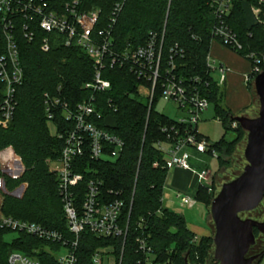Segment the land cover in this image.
Wrapping results in <instances>:
<instances>
[{"label":"trees","instance_id":"trees-1","mask_svg":"<svg viewBox=\"0 0 264 264\" xmlns=\"http://www.w3.org/2000/svg\"><path fill=\"white\" fill-rule=\"evenodd\" d=\"M61 8L72 0H53ZM214 0H127L113 32L117 50L144 45L151 33L164 39L163 56L165 67L171 49L183 53L175 56L179 75L207 78L210 87L205 94L215 104L217 118L225 125L226 133L214 144L218 150L220 167L226 163V155L235 141L227 142L230 131L240 136L241 126L233 128L235 114L222 102L224 92L214 80L207 67V57L213 40L212 29L216 22L213 13ZM115 0H82V9L101 10L102 28L110 18ZM264 10V7H263ZM228 24L239 34L245 49L240 52H256L264 57V26L254 23L248 16L245 4L236 1ZM41 33L33 42L23 37L19 44L21 62L25 71L24 84L18 91V107L9 127L0 126V193L3 190L1 213L15 218L42 224L58 230L68 237L70 233L59 193L58 176L49 168L48 161L57 159L64 146V139L53 135L45 111V93L59 95L73 105L89 96L84 84L94 76V63L81 47L53 44L46 52L42 49ZM249 58V57H247ZM253 65L255 60L249 58ZM261 67L264 70V60ZM252 74V73H251ZM106 77L112 81L107 93H99L103 106L99 108L110 115L109 129L123 138L125 150L115 159L91 161L103 181V191L111 198L121 195L128 202L123 210V224L129 226L124 238L98 237L90 230L81 235L78 264H96L93 256L97 248L114 246L117 264H138L144 258L139 250L138 237L145 236L157 253L159 264H204L212 247V238L197 237L189 228L185 216L172 211L163 204V196L169 170L163 155L157 147L159 140L166 139L162 127L172 125L175 119L157 109L161 89L152 104L138 92L140 81L126 68H108ZM252 87V81L249 82ZM62 86L63 91H58ZM59 130H63L64 118L57 119ZM223 143L228 144L223 147ZM6 151L7 165L25 169L21 177H10L3 170L1 152ZM159 166H154L155 162ZM165 165V167H164ZM212 190L198 185L194 193L197 201L208 208L215 195L216 180ZM5 183V184H4ZM23 189V190H22ZM19 190L20 194H19ZM133 202L132 206L131 203ZM1 214V215H2ZM143 222L141 228L139 223ZM8 232L0 222V264H9L12 251L34 256L43 264H58L56 257L48 250L60 248L59 244L47 242L24 232L8 241ZM258 230L255 229V233ZM261 260V259H260ZM259 260V261H260ZM258 261V262H259Z\"/></svg>","mask_w":264,"mask_h":264},{"label":"built area","instance_id":"built-area-1","mask_svg":"<svg viewBox=\"0 0 264 264\" xmlns=\"http://www.w3.org/2000/svg\"><path fill=\"white\" fill-rule=\"evenodd\" d=\"M127 0H115L112 14L105 25L96 30L101 23V10L82 9V0L66 2L61 8L53 0H0V125L7 126L15 116L19 101L18 91L24 84L25 71L21 62L19 40L23 37L33 42L42 36V49L48 52L53 44L78 46L84 49L94 63V76L84 84L89 96L73 105L59 95L45 93V111L53 135L64 139L60 156L53 162L58 166L54 172L58 176L59 193L68 229L73 237L46 227L42 224L2 214L1 226L17 232H24L47 242L59 244L54 250L48 246L58 264H78L81 235L90 230L98 237L124 238L129 226L123 224V210L128 202L121 195L110 197L103 191V181L98 172L89 163L93 161L115 159L125 150V142L113 133L109 126L110 115L103 113L99 93H107L112 88V81L106 77L108 68H126L140 81L138 92L147 97L150 103L161 89L160 99L177 103L183 117L172 125H164L162 132L166 139L159 140L157 147L163 155L164 164L169 172L174 168L189 170L199 178V185L212 190L214 172L208 163L197 170L191 160L206 155L218 158L219 152L213 142L198 130L202 115L212 104L205 94L210 87L207 78L196 75H179L175 56L183 53L177 48L171 49V55L165 67L163 56L164 39L151 33L144 45L117 50L113 32ZM236 1H242L248 16L254 23L264 26V0H214L213 13L216 22L212 29L213 39L240 53L245 46L239 34L228 24ZM180 52V53H179ZM255 60L252 74L246 76L247 82L254 80L264 72L261 67L263 55L247 53ZM207 67L210 74H219V84L227 79L229 68L214 60L209 54ZM213 76V75H212ZM214 78V77H213ZM62 93L63 88L59 86ZM64 118L63 130H59L58 115ZM193 150V153L189 151ZM154 166H159L156 161ZM165 167V165H164ZM167 185V181H166ZM166 187V186H165ZM183 204L190 207L197 203L189 191H176ZM164 204V196L162 198ZM133 202L131 203L132 206ZM143 222L139 225L142 228ZM197 235V239H198ZM139 250L144 258L138 264H159L157 253L147 237H138ZM65 248L66 253L61 254ZM93 261L96 264H117L114 246L96 249ZM9 264H43L38 258L20 251H12ZM122 264V260L120 262Z\"/></svg>","mask_w":264,"mask_h":264},{"label":"rangeland","instance_id":"rangeland-1","mask_svg":"<svg viewBox=\"0 0 264 264\" xmlns=\"http://www.w3.org/2000/svg\"><path fill=\"white\" fill-rule=\"evenodd\" d=\"M211 50L212 52H216V53L217 51L221 52V54L222 52L226 51L227 52L226 56H232L233 54L239 55L240 60L238 61L236 65V74L238 75V78H239L238 84L241 83V85H238L239 88H236V86L234 87L232 86L228 88V98L229 100H235L238 97V95H241V93L245 94L246 91L248 95L251 97L253 93V99H254L253 106L250 108L249 111L244 112L242 115H246L248 117H257L260 112V100L255 91L254 80H252V84H253L252 87L246 85L244 81V75L251 74L253 71L252 61L249 58L241 55L240 53L232 50L231 48L223 45L216 38L212 40ZM212 75L214 77V80L219 84V74L217 72H213ZM240 80H242V82H240ZM219 86L224 88L221 84H219ZM222 102L225 103L224 100ZM157 109L160 112L166 114L167 116L173 119L179 120L184 116L183 113H181L180 110L178 109L177 103L171 100L161 98L157 103ZM11 123L8 124L7 126H1V125L0 126L7 128L11 125ZM232 126L233 128H235L236 126L237 127L240 126V124L237 122H234ZM198 130L203 136L207 137L209 141L213 143L218 142L225 135L226 133L225 125L221 120L217 118L214 103H212L209 109L205 111L204 114L202 115V118L198 123ZM232 141H235V142L232 145V149L229 152V155L228 156L226 155L227 162L222 164L221 167H220L218 158H213V157L206 156V155L198 156V160L196 159L191 160V164L197 170L202 169V167L204 166V163H208L209 167L213 170L214 173H216L215 174L216 189L214 192L215 197L218 195L222 186L225 183L232 181L244 171V168L248 163L245 157V148L248 142V132L244 130V133L240 136L237 132L230 131L227 134V142H232ZM227 145L228 144L223 143V147H226ZM189 151L193 153L192 149H190ZM5 156L8 158L9 155L7 154L6 151H2L1 161L3 162L2 164H3L4 172L10 177H21L24 174L25 169L15 167L16 164L7 165V162L5 161V158H4ZM48 163H49L50 170L54 172L53 168H56L58 165L54 163L53 160L51 161L49 160ZM180 176L182 177L184 181L191 182V185H190L191 190L196 189L197 186L199 185L198 176H194L192 178L191 173L187 170L181 171ZM0 185H3V183H0ZM179 188H181V186ZM22 190H19V194H20V191ZM173 190L174 189L171 186L166 185L165 191H164V205L168 207L169 209H171L172 211H175L185 216L188 224L197 230H200V229L208 230L209 224H210L211 226L210 234L202 235V236H208L212 238V247L210 248L209 254L206 256L204 264H220L219 261L215 259V256H214L215 246H214L213 237L215 234V223L211 215V204L208 208V206L204 202L197 201V203L194 206L190 207L187 204H183L181 199L177 197L176 192H175L176 190L174 191ZM3 193L4 192L2 190V193H0V210H1L2 203H3V199H4ZM189 195L194 196V193L189 191ZM1 214L2 213L0 211V216ZM241 216L243 218L251 217L259 221H264V200L259 205L258 208L252 211L243 212L241 213ZM17 235H18L17 232H8L5 238L8 241H12L13 239L17 237ZM256 238H257L256 244L251 247V250L249 252L251 254L255 252V250L257 251V250L264 249V233H261L258 231L256 233ZM47 248L48 246L43 247V249H47ZM65 253H66V249L62 248L61 254H65ZM254 264H257V263L254 262ZM258 264H264V256L261 258Z\"/></svg>","mask_w":264,"mask_h":264},{"label":"water","instance_id":"water-1","mask_svg":"<svg viewBox=\"0 0 264 264\" xmlns=\"http://www.w3.org/2000/svg\"><path fill=\"white\" fill-rule=\"evenodd\" d=\"M254 86L260 100L259 115L234 116V121L248 132V163L238 177L222 186L211 203L214 256L220 264H253L258 256H250L249 252L257 241L255 229L264 233V221L241 216L264 200V72L256 76Z\"/></svg>","mask_w":264,"mask_h":264},{"label":"crops","instance_id":"crops-1","mask_svg":"<svg viewBox=\"0 0 264 264\" xmlns=\"http://www.w3.org/2000/svg\"><path fill=\"white\" fill-rule=\"evenodd\" d=\"M222 51H224V50H222ZM226 53H227L226 51L222 52V54H221V52H218V51H217V53L212 52V50L210 51V55L214 60H216L219 63L225 64L229 68V72L227 74V79H226L225 83L222 85L224 87V88H222L223 92H224V96H223V100L225 102L224 104L235 115H242L244 112L249 111L250 108L253 106V102H254L253 93H252V96L250 97L246 91L245 94L241 93V95H238V97L235 100H229L228 88H230L232 86L233 87L236 86V88H239L238 85H241V83L238 84L239 78H238V75L236 74V65H237L238 61L240 60V58H239L238 54H236L238 56H236L235 54H233V55L231 54L232 56H226L227 55ZM246 76L247 75H244L245 84L248 86H251V84H249V82H247ZM240 82H242V80H240ZM243 86H244V84H243ZM181 171H186V170L180 169V168H174L169 172L168 177H167V186H171L176 191L181 190V191L195 192L196 189H194V190L190 189L191 182L190 181L186 182L182 179V177L180 176ZM187 171H189V170H187ZM190 173H191L192 178L194 176H196L192 172H190ZM180 186H181V188H179ZM189 228L192 231H194L198 236L208 235V234H210V231H211L210 224H209L208 230H206V229L197 230V229L191 227L190 225H189Z\"/></svg>","mask_w":264,"mask_h":264},{"label":"flooded vegetation","instance_id":"flooded-vegetation-1","mask_svg":"<svg viewBox=\"0 0 264 264\" xmlns=\"http://www.w3.org/2000/svg\"><path fill=\"white\" fill-rule=\"evenodd\" d=\"M263 250L264 249H262V250H255V252H253L252 254L251 253H249V255L250 256H258L256 259H255V261L254 262H256L257 264H258V262L257 261H259L264 255H263ZM254 264V263H253Z\"/></svg>","mask_w":264,"mask_h":264}]
</instances>
